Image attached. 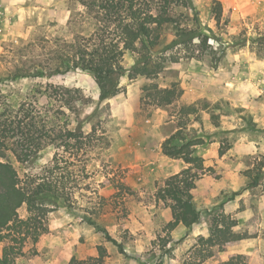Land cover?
<instances>
[{"label":"rangeland","instance_id":"374dc122","mask_svg":"<svg viewBox=\"0 0 264 264\" xmlns=\"http://www.w3.org/2000/svg\"><path fill=\"white\" fill-rule=\"evenodd\" d=\"M192 1L198 14L186 12L181 22L185 33H195L164 56L165 69L150 79H122L124 92L101 102L88 72L12 79L51 68L59 46L73 38L78 0H0L2 119L25 104L39 117L64 123L48 86L79 89L82 98L70 128L80 125L83 137L68 151L44 147L26 163L5 152L23 182L46 178L57 183L60 196L47 233L37 245L28 243L16 264L89 261L100 257L101 248L104 264H219L238 254L249 264H264V175L258 187H248L251 176L264 173V0H217L220 19L211 12L212 0ZM174 40L169 35L167 44ZM132 62L127 56V66ZM156 88L173 90L176 100L155 104L149 94ZM179 130L203 142L197 154L207 171L195 199L203 219L191 232L181 225L169 229L172 210L157 199L168 178L188 167L162 151ZM19 215L27 218L26 206ZM223 218L237 223L235 233L255 238L201 263L198 238H208L212 223ZM7 245H0V256Z\"/></svg>","mask_w":264,"mask_h":264},{"label":"trees","instance_id":"16d2710c","mask_svg":"<svg viewBox=\"0 0 264 264\" xmlns=\"http://www.w3.org/2000/svg\"><path fill=\"white\" fill-rule=\"evenodd\" d=\"M78 6L70 21L73 38L68 42L64 40L59 46L52 58L51 68L48 71L19 72L13 76V80L52 78L83 71L94 75L101 102L115 98L124 92L122 79H150L165 69L164 56L176 45L185 44V38L195 33H185L182 18L186 12L198 14L192 0H78ZM178 11L183 12L177 15ZM211 12L215 18H221L219 1L212 0ZM171 34L176 36V40L167 44ZM127 56L133 61L129 66L126 64ZM47 88L53 89V94L49 96L60 103L58 115L65 119L64 123L59 124L58 119L52 116L39 117L34 111L26 109L25 104L14 111L10 118L2 119L0 116V245L8 242L0 256V264H16L17 259L25 255L24 249L28 243H39L48 231V215L58 208L60 197L57 183L46 178L39 179L43 182H23L14 165L4 160L7 157L5 152L11 151L20 162L26 163L33 161L44 147L68 151L73 141L83 137L80 125L73 130L70 128L71 116L78 113L81 90L65 86ZM154 91L155 94L149 95H155V104L159 106L171 105L177 98L173 90L156 88ZM33 134H38L39 140L34 139ZM202 145L203 142L188 138L182 130L162 145L165 156L182 160L188 166L168 178L165 187L157 194L158 201L172 210L171 230L182 225L187 232H191L202 222V211L195 202L197 181L207 172L204 159L197 154V147ZM263 175L251 176L248 187H258ZM24 206L28 212L26 219L19 215V210ZM89 224L117 245L107 230L91 219ZM236 227L237 223L228 218L212 223L210 236L198 238L201 263L255 238L249 233H235ZM104 251L100 249L99 258L89 261L74 258L69 264H104ZM139 264L149 263L139 261ZM219 264L249 262L246 255L238 254Z\"/></svg>","mask_w":264,"mask_h":264},{"label":"built area","instance_id":"2783aa9c","mask_svg":"<svg viewBox=\"0 0 264 264\" xmlns=\"http://www.w3.org/2000/svg\"><path fill=\"white\" fill-rule=\"evenodd\" d=\"M2 33V29L0 28V34Z\"/></svg>","mask_w":264,"mask_h":264},{"label":"crops","instance_id":"0c3cea01","mask_svg":"<svg viewBox=\"0 0 264 264\" xmlns=\"http://www.w3.org/2000/svg\"><path fill=\"white\" fill-rule=\"evenodd\" d=\"M182 226V225H181ZM184 229H185V227L184 226H182Z\"/></svg>","mask_w":264,"mask_h":264}]
</instances>
